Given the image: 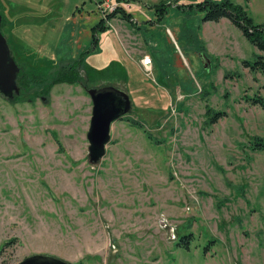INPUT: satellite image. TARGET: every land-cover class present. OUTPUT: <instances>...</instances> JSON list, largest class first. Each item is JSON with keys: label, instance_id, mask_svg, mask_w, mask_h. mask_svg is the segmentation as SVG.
<instances>
[{"label": "rangeland", "instance_id": "1", "mask_svg": "<svg viewBox=\"0 0 264 264\" xmlns=\"http://www.w3.org/2000/svg\"><path fill=\"white\" fill-rule=\"evenodd\" d=\"M204 1L223 0H0L19 68V95L0 94V264H264V69L243 65L263 54L203 22ZM229 1L264 25V0ZM113 3L131 20L93 34ZM75 61L132 103L95 164L85 88L49 87Z\"/></svg>", "mask_w": 264, "mask_h": 264}, {"label": "water", "instance_id": "2", "mask_svg": "<svg viewBox=\"0 0 264 264\" xmlns=\"http://www.w3.org/2000/svg\"><path fill=\"white\" fill-rule=\"evenodd\" d=\"M2 17L0 15V25ZM19 68L11 56L6 39L0 33V94L13 99L19 95L16 85ZM91 104V118L86 134L88 146V162L95 164L104 156L105 146L110 141L111 125L131 111L129 96L114 87L85 89ZM18 264H66L52 257L35 255Z\"/></svg>", "mask_w": 264, "mask_h": 264}, {"label": "trees", "instance_id": "3", "mask_svg": "<svg viewBox=\"0 0 264 264\" xmlns=\"http://www.w3.org/2000/svg\"><path fill=\"white\" fill-rule=\"evenodd\" d=\"M193 7H195L199 11L204 9L203 12L205 13V15L202 19L203 22H218L219 20L225 18L233 23L236 27H238L241 30L243 36L255 47V49L263 54L262 56H258L257 61L253 64L244 62V67L250 68L252 70L264 69V25H254L252 20L245 13L244 9L240 5L235 4L229 0H223L221 2L215 3L204 1L203 3ZM155 8L158 12L156 16L158 20H160L161 17L166 13V6L164 4H158L155 6ZM116 16H118L120 20L126 22H129L131 20L130 15L126 14L122 8H118L113 13L109 14L105 19H103L95 28L92 29L93 34H95L97 31H104L108 29L106 27V21H110ZM2 25L3 20L1 22L0 28L2 27ZM80 72L84 73L83 69H81L80 61L72 62L68 64L67 67H61L59 73H57L56 77H54L50 82L49 87L53 86L56 83L74 84L78 82L82 84V81H79L78 78ZM23 78L22 75L19 76V79L21 81L24 80ZM83 87H86L84 83ZM253 103L260 104L264 107V101L261 98H258V100H254ZM207 116L209 117V122L211 124L215 123L217 119L223 117L224 114L212 112L210 113L208 111ZM255 146L258 148V150L264 149V138H258L255 142ZM191 241L192 238L190 235L180 236L177 241L178 248H182L187 251L189 249V244ZM203 249H206V247H204Z\"/></svg>", "mask_w": 264, "mask_h": 264}, {"label": "built area", "instance_id": "4", "mask_svg": "<svg viewBox=\"0 0 264 264\" xmlns=\"http://www.w3.org/2000/svg\"><path fill=\"white\" fill-rule=\"evenodd\" d=\"M118 4V3H117ZM117 4H115V3H113V4H107L106 6H107V8H108V10L110 11V12H114L116 9H118V8H121L119 5H117ZM105 6V7H106ZM117 7V8H116Z\"/></svg>", "mask_w": 264, "mask_h": 264}, {"label": "flooded vegetation", "instance_id": "5", "mask_svg": "<svg viewBox=\"0 0 264 264\" xmlns=\"http://www.w3.org/2000/svg\"><path fill=\"white\" fill-rule=\"evenodd\" d=\"M82 86H83V82H82ZM86 86V85H85ZM86 88V87H85ZM29 101H31V100H29Z\"/></svg>", "mask_w": 264, "mask_h": 264}, {"label": "crops", "instance_id": "6", "mask_svg": "<svg viewBox=\"0 0 264 264\" xmlns=\"http://www.w3.org/2000/svg\"><path fill=\"white\" fill-rule=\"evenodd\" d=\"M133 20V19H132ZM132 23H134V22H132Z\"/></svg>", "mask_w": 264, "mask_h": 264}]
</instances>
